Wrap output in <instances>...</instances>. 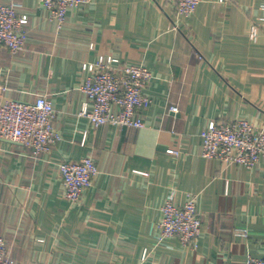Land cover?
Here are the masks:
<instances>
[{
  "label": "crops",
  "instance_id": "0c3cea01",
  "mask_svg": "<svg viewBox=\"0 0 264 264\" xmlns=\"http://www.w3.org/2000/svg\"><path fill=\"white\" fill-rule=\"evenodd\" d=\"M25 49L0 50V93L19 101L48 95L61 135L39 157L0 140V236L16 264H243L264 258V158L252 168L201 155L212 120L264 125L261 0H201L188 15L173 0H88L62 26L39 0ZM116 55L151 73L146 125L93 127L81 115L86 63ZM177 107V112L172 111ZM178 151V154L170 153ZM91 155L99 172L78 203L64 194L59 163ZM174 193L198 197V246L156 244L161 207ZM247 229L248 235L240 234ZM145 251L148 256L144 259Z\"/></svg>",
  "mask_w": 264,
  "mask_h": 264
},
{
  "label": "built area",
  "instance_id": "2783aa9c",
  "mask_svg": "<svg viewBox=\"0 0 264 264\" xmlns=\"http://www.w3.org/2000/svg\"><path fill=\"white\" fill-rule=\"evenodd\" d=\"M88 0H39L47 8L51 19L62 26L70 9L82 7ZM226 1V0H222ZM180 15L192 14L201 0H173ZM17 2L0 4V50L6 48L18 54L26 47L29 18L19 12ZM261 14L250 27V37L256 40L259 25L264 23V0L259 5ZM89 72L81 90L86 102L81 115L86 116L93 127L111 124L128 128L146 125L143 112L153 103L145 89L152 73L143 65L129 64L116 55H99L94 62L86 63ZM177 112V107L172 106ZM56 108L52 99L41 94L33 101L6 98L0 93V140L6 139L32 148L33 155L51 151L61 139L54 121ZM201 155L220 162L236 163L252 168L264 158V125H256L246 118L212 120L201 132ZM178 154V151L170 150ZM64 194L78 203L99 172L91 155L69 159L59 163ZM198 197L189 194L183 205L176 203L174 193L161 207L156 225V244H166L178 238L184 247L198 246L202 232V218L197 209ZM247 236V229L240 231ZM145 251L144 259L148 256ZM0 264H16L11 258L7 243L0 236ZM243 264H264L263 257L249 256Z\"/></svg>",
  "mask_w": 264,
  "mask_h": 264
}]
</instances>
